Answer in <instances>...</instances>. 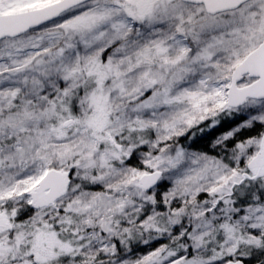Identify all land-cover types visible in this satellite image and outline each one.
<instances>
[{
    "label": "snow or ice",
    "instance_id": "1",
    "mask_svg": "<svg viewBox=\"0 0 264 264\" xmlns=\"http://www.w3.org/2000/svg\"><path fill=\"white\" fill-rule=\"evenodd\" d=\"M0 264H264V0H0Z\"/></svg>",
    "mask_w": 264,
    "mask_h": 264
}]
</instances>
